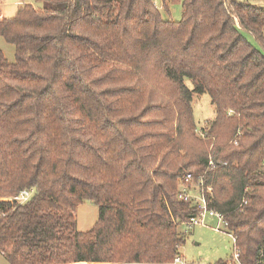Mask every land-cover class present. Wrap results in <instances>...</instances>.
Masks as SVG:
<instances>
[{
    "label": "trees",
    "instance_id": "1",
    "mask_svg": "<svg viewBox=\"0 0 264 264\" xmlns=\"http://www.w3.org/2000/svg\"><path fill=\"white\" fill-rule=\"evenodd\" d=\"M1 11L0 36L16 47L14 63L0 51V251L10 264L172 260L186 241L180 224L199 213L187 195L201 180L242 263L264 264V0H183L178 21L154 0ZM203 93L216 108L204 136L193 111ZM23 190L35 193L22 203ZM84 201L99 216L81 232Z\"/></svg>",
    "mask_w": 264,
    "mask_h": 264
},
{
    "label": "rangeland",
    "instance_id": "2",
    "mask_svg": "<svg viewBox=\"0 0 264 264\" xmlns=\"http://www.w3.org/2000/svg\"><path fill=\"white\" fill-rule=\"evenodd\" d=\"M158 6L162 16L165 19L181 20L183 16V0H168V6L164 7L162 0H154ZM24 0H4L1 3L2 14L11 18L16 15L19 7ZM246 36L254 42L259 48L253 37L246 32ZM0 51L10 62L16 61V47L3 36H0ZM192 87V82L187 81ZM194 118L197 124L198 134L202 135V129L205 123L213 119L216 115V108L208 93L195 95L193 100ZM204 136V135H202ZM35 193L32 192L31 196ZM198 191H194L193 195H197ZM99 208L92 201H84L81 203L76 212V228L81 232H86L94 227L98 220ZM217 217H208L205 224H197L188 226L180 224L179 230L186 232V241L179 248V252L190 262L204 264H218L226 261L234 252V240L231 233L223 223L218 226ZM0 264H10L6 256L0 251Z\"/></svg>",
    "mask_w": 264,
    "mask_h": 264
},
{
    "label": "built area",
    "instance_id": "3",
    "mask_svg": "<svg viewBox=\"0 0 264 264\" xmlns=\"http://www.w3.org/2000/svg\"><path fill=\"white\" fill-rule=\"evenodd\" d=\"M202 135L203 132H201ZM237 143V142H235ZM210 164H213V160L209 161ZM191 174H189L187 177H190ZM194 191H198L197 195H193ZM192 193H189L187 195V198L190 197L194 199V202L197 206V209L199 211L198 215L195 217H192L190 221L186 224L188 226H193L197 224H205L208 217H217L218 218V226L219 223H223L225 227L227 228V223L224 219V216L219 213L216 210L210 209L208 206V200L206 197V194L211 195L212 194V187L208 186L205 187V183L203 180H201V183L199 186L195 188V190L191 191ZM32 191L29 190H23L19 197H17V200L19 202H26L31 197ZM234 240V245L236 243V238L231 234ZM241 253L239 249L234 248V252L229 257L228 260H226L223 264H243L240 259ZM72 264H88V263H72ZM107 264H204V263H197V262H190L187 261L183 255L177 254L172 260L169 261H139V260H131V261H121V262H114V263H107ZM258 264H263V262H260Z\"/></svg>",
    "mask_w": 264,
    "mask_h": 264
}]
</instances>
